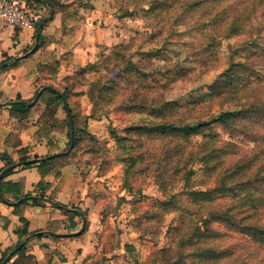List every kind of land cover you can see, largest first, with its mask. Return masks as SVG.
<instances>
[{"label":"rangeland","instance_id":"374dc122","mask_svg":"<svg viewBox=\"0 0 264 264\" xmlns=\"http://www.w3.org/2000/svg\"><path fill=\"white\" fill-rule=\"evenodd\" d=\"M83 1L86 0H78L77 5ZM147 1L112 0L113 9L116 12H122L126 22L129 21L125 27H131L128 30L130 31L128 37L124 39L125 43L115 47L113 56L116 60L111 58L112 62L107 63L108 66L105 62L106 67L104 66L103 73L97 72L98 74L93 77H86V74H83L72 83L66 81L65 85L59 88L44 84L60 94L65 92L69 97L72 95V105L69 104V110L74 118L72 119L73 140L78 139L76 144L73 143L70 152H68L67 143L71 130L65 123L66 115L61 109L59 114L57 113L59 119L55 117L53 120L50 117L53 109V105L48 104L50 95L42 94V92L41 96H43L38 98L28 114L17 112L11 114L17 120L14 128L31 124L30 127H35L31 132L41 143L44 141L47 145H53L52 140L57 139L55 142L59 143V147L55 150L56 153L68 152L64 159L65 165L60 166L62 163L58 161L59 164L55 166L51 175L55 178L60 177L59 170L64 168L72 171L74 176L72 195L75 197L72 198V204L65 205L72 210V217L76 214L87 215L92 205L102 211V229L91 233L95 244L94 252H91L86 260L79 264H148L154 252L172 245L170 230L175 226L178 218L176 213L159 218L158 210L152 208L153 198L159 195L154 173L156 174L155 171L159 166H165L166 161L163 160L165 157L175 155L173 148L175 143L165 140L158 142L145 136L138 138L131 135L124 150L119 148L111 138V133L114 137L124 138V130L129 126L156 121L147 114L126 113L120 110L119 106L132 90L119 77H113L118 69L124 67V58L136 66V73L129 78L134 80L136 87H139L137 93L140 97L144 96L149 103L165 100L170 96L167 89L174 87L172 95L177 96L178 107L175 117L182 118L187 123L207 124L209 129L206 135L214 138L218 147H222L227 142L232 144L231 150L228 148L232 154L224 159L214 176L205 170L195 156L188 158L187 166L192 171L190 181L192 190L205 191L212 188L220 171L231 168L242 158L248 160L264 149V127L259 124L252 127L256 136L255 140L230 136L214 121L224 112L237 110L238 105L225 102L226 97L217 99L208 97L211 87L223 86L229 82L228 72L234 64L246 61L253 67L255 78L249 86L251 91L248 97H243L239 104L251 102L256 98L264 100V0H222L216 5L215 10L223 9L228 20L236 18L239 22L240 33L230 38L221 37L220 26L214 27L213 31L210 27H207L205 31L198 29L194 24H202L205 21L199 13L188 15L187 23L184 25L173 26L172 20L180 13L178 8L182 4L186 2L196 6L206 0H176L175 4L170 5V10L163 11L162 15L154 12L153 8L157 2L163 0H152V5H146ZM23 2L27 6V0ZM28 8L34 14H39L33 5ZM133 17L135 19H132ZM209 30L215 33L214 47L212 44L209 46L206 38L210 34ZM203 49H210L214 53L213 56L210 58L205 56ZM155 50L161 52V57L145 56ZM174 68L182 70L184 75L175 78ZM167 72H170V75H167ZM51 73L48 71L45 74ZM79 73L82 74L80 71ZM89 80L92 84L101 81L106 88L118 84L120 89L117 95L111 94L112 99L109 101L98 100L96 103H91L86 93L89 91L87 88ZM36 93L35 91L31 95L28 102L34 99ZM244 94L241 93L240 96ZM94 95L93 92V98H95ZM75 131L80 132L78 137ZM89 134L93 135L98 143L92 141L88 137ZM202 141V134L190 137L189 145H185V154H195ZM94 148L96 151L92 152L91 149ZM138 154L142 156L143 161L136 163L135 173L129 179V190H126L123 183L125 165L118 162L117 158L134 157ZM179 160V158H173L167 162L169 169L167 176L164 177L166 182L171 183L172 189L169 190L175 194L185 189L180 180L181 175L169 176L174 165L180 162ZM262 162L264 163V160ZM96 179L97 181L93 183ZM92 185L93 190L90 188ZM41 189L46 197L54 201L53 196L46 195L43 187L29 193L34 195ZM258 197L264 201V196ZM239 199L216 198L200 208L190 205L188 207L194 214L208 207L232 208L235 215L249 216L251 221L257 220L264 224V202L260 208L252 211L248 204H243ZM182 201L186 202L185 198H182ZM52 207L51 205L45 208ZM59 211L63 213V210ZM146 212L157 214V218L153 221L146 220L144 218ZM202 214L206 215L205 212ZM58 225V222L48 223L51 229H57ZM211 228L220 234L214 242H211V246L218 252L227 254L222 264H264V250L250 238L231 232L221 224H213ZM85 232L86 228L76 236L68 237L66 241L82 238ZM129 247L131 250L127 251ZM70 251L76 259L82 249ZM54 253L57 252L54 251ZM18 261L33 264L31 258Z\"/></svg>","mask_w":264,"mask_h":264},{"label":"trees","instance_id":"16d2710c","mask_svg":"<svg viewBox=\"0 0 264 264\" xmlns=\"http://www.w3.org/2000/svg\"><path fill=\"white\" fill-rule=\"evenodd\" d=\"M176 0H163L157 2L153 11L159 15H162L163 11H169L170 5L175 4ZM222 0H206L205 2L191 6L188 3L182 4L178 9V13L172 20L174 27L184 25L188 15L192 13H199L200 17L205 21L202 24L195 23L194 25L200 30H204L210 27L213 31L214 27L220 26V33L222 38H230L237 36L241 28L238 26L239 22L236 18L228 20L227 14L223 9L216 11V5ZM35 0H28L27 3L31 6ZM156 2V1H154ZM153 1L148 0L146 5H152ZM41 20L35 25V29L39 25ZM210 31V30H209ZM206 36L209 41V46H215V33H211ZM38 43H41V32L38 34ZM203 54L208 58L212 57L214 53L210 49H203ZM145 55V54H143ZM146 57H161V52L155 50L145 55ZM124 67L118 69L113 77H119L122 82L126 83L131 88V94L122 101L119 106L121 111L126 113L137 112L141 114H147L148 116L156 119V121H148L143 124L129 126L125 128L124 138L114 137L111 133V138L119 148L125 150V144L129 141V137L135 135L136 137H147L148 139H155L160 141H170L175 143L173 146L175 155L165 157L161 161L165 164L164 167L159 166L154 173V180L158 185L159 195L153 198V207L158 210L159 218L167 214L176 213L178 218L175 222V226L170 230L171 246L162 248L154 252L148 264H222L226 253L218 252L214 247L211 246V242H214L220 234L214 231L211 226L213 224H221L227 230L242 234L250 238L253 242L259 245L264 250V224L259 221H251L249 216H237L233 213L232 208H203L198 214H194L190 211V206L202 207L205 204L213 202L216 198H229L230 200L239 199L243 204H248L252 211H256L261 207L264 201L258 196H264V149L258 151L254 157L245 160L242 158L238 163L233 165L231 168L222 170L215 178L212 188H208L205 191H194L191 189L190 181L192 177V171L188 169L187 160L190 156H195L198 162H200L205 170L214 176L217 173V168L221 167L224 159L228 155L232 154L231 145L228 142L223 144L222 147L216 146L217 142L214 138L207 136L206 131L209 129L207 124L202 123H187L182 118L175 117L177 96L172 95L174 87H169V98L157 102H147L144 96H139V87L134 85V80L129 77L136 73V66L128 59L123 60ZM205 64V63H204ZM1 68H5L4 64H0ZM85 70L78 76L81 77L86 74ZM54 73V72H53ZM174 77L179 78L184 75V72L179 68H174ZM170 75V72H167ZM76 77V80L78 79ZM229 82L223 86L211 87V93L208 97L212 99L226 97L225 102L234 103L238 105L237 110L230 112H224L218 116L214 121L219 124L227 133L232 137H241L243 139H256L253 128L259 124L264 127V100L253 99L251 102H244L239 104L240 100L248 97V93L251 91L249 88L250 84L254 81V70L248 62H242L234 64L228 72ZM84 86V85H83ZM87 88L89 91L86 92L88 99L91 103H96L98 100L109 101L112 99V95H117L118 84L112 85L106 88L101 81H97L95 84H88ZM94 92V97L92 93ZM241 93H245L240 96ZM44 94L50 95L51 98L48 100V104L53 105V109L50 112V117L54 120V114L57 107L61 106L66 114L65 123L69 130H71L73 115L71 114L68 106L64 103L67 100V94L65 92L60 94L55 89L47 87ZM112 94V95H111ZM240 105V106H239ZM32 106L22 104L19 111H15L20 114H28ZM91 118V116H88ZM55 123V122H54ZM51 127V126H50ZM76 137L79 136L80 132L75 131ZM202 134L203 141L198 146L199 149L196 153L185 154V145H189V138L192 136H198ZM70 136L67 146H70ZM90 139L97 142L93 135H88ZM78 138H74L73 143L76 144ZM98 143V142H97ZM230 146V147H229ZM230 148V150L228 149ZM95 152L96 149H91ZM67 152V151H66ZM66 154L60 153L52 155L51 157L39 158L34 156L32 160L26 157H19L17 164L22 169L37 168L41 178H45L50 175L56 165L61 161L60 166H64V159ZM179 158L180 162L174 165L173 171L169 176L174 177L175 175H181L180 180L184 186V190L178 194L171 192V183L166 182L164 177L168 174L169 162L171 159ZM5 162V167L0 169V173L3 174L0 177V199L4 202L5 195L13 196V203L11 204L14 208H18L19 205L29 206H54L57 207L59 204L54 203L50 198L44 195V191L37 194H23L21 191L20 184L5 183L4 178L9 176L16 169V163L13 162L6 156L2 157ZM117 161L125 165L124 170V189L129 190V179L135 173L134 167L137 162H142L143 158L140 154L137 156H121L117 158ZM44 186L43 182L37 184L38 189ZM171 186V187H170ZM190 186V187H189ZM170 187V188H169ZM173 193V194H172ZM25 199L21 204H15L20 199ZM185 198L186 202L182 201ZM64 206H61V209ZM206 213L203 216L202 213ZM157 214H150L146 212L144 218L148 221H153ZM20 222L23 227L16 231L19 238V244L25 240L27 236L33 234L27 233L26 226L27 222L25 219L20 218ZM73 228L75 225L72 226ZM13 251V250H12ZM8 252L0 259V264L4 262L6 257L12 252ZM18 260L23 259L24 256V245L13 255ZM11 256V258L13 257ZM11 258H9L11 260ZM17 260V261H18ZM13 264H17L16 261Z\"/></svg>","mask_w":264,"mask_h":264},{"label":"crops","instance_id":"0c3cea01","mask_svg":"<svg viewBox=\"0 0 264 264\" xmlns=\"http://www.w3.org/2000/svg\"><path fill=\"white\" fill-rule=\"evenodd\" d=\"M77 3L78 0H35L32 5L39 14L31 11L36 15V24L45 20L38 33L36 30L39 25L36 29L35 26L13 29L0 24V64L6 66L0 67V169L5 167L3 156L16 163L14 172L4 178L3 182L20 184L23 194H30L39 182H43L46 195L53 196V202L59 204L57 207L45 208L24 205L18 201L15 204L21 205L14 208L11 205L12 195H5L7 202L0 199V259L20 245L16 234L23 227L20 218L27 222V233L33 234L22 241L23 259L31 258L33 264H79L85 261L94 252L95 244L91 233L102 229V211L98 207L92 205L87 215L76 214L73 217L72 210L65 207L68 203L72 204V198L75 197L72 195V171L64 168L59 170L58 178L51 174L41 178L37 168L19 167V157L32 160L34 156L43 158L60 154L55 151L59 143L55 142L57 139L52 140L53 145H47L44 141L41 143L31 132L35 129L30 127L31 124L14 128L17 120L11 115L12 112L19 111L22 104L33 106L36 102L30 104L35 98H39L42 92L44 94L47 88L44 84L59 88L66 81L72 83L79 71L87 70L86 77H93L97 72L103 73L104 66L114 58L115 47L125 43L124 39L128 37L131 26L125 27L129 21L126 22L122 12L113 9L112 0H86L81 4ZM27 6L29 7L28 3ZM48 71L52 73L45 74ZM89 84H92L90 80ZM35 91L36 96L28 102ZM64 103L70 109L72 95L67 96ZM61 109V106L57 107L53 118L59 119ZM2 174L3 172L0 177ZM92 187L93 185L90 186L91 189ZM61 206L64 207L61 209ZM59 210H63V213ZM53 222L59 223L57 229L48 226V223ZM85 228L82 238L66 241L68 237L76 236ZM74 249H82L76 259L70 251ZM17 260L13 256L2 264H13L14 261L17 264H26Z\"/></svg>","mask_w":264,"mask_h":264},{"label":"built area","instance_id":"2783aa9c","mask_svg":"<svg viewBox=\"0 0 264 264\" xmlns=\"http://www.w3.org/2000/svg\"><path fill=\"white\" fill-rule=\"evenodd\" d=\"M36 15L21 1L0 0V24L13 29L34 28Z\"/></svg>","mask_w":264,"mask_h":264},{"label":"water","instance_id":"95a60500","mask_svg":"<svg viewBox=\"0 0 264 264\" xmlns=\"http://www.w3.org/2000/svg\"><path fill=\"white\" fill-rule=\"evenodd\" d=\"M44 23H45V20H43L39 24V26H38V28L36 30L37 33L40 31V29H41V27L43 26ZM37 99H38V96L35 98V100L30 105H33L37 101ZM72 148H73V127H72V130H71L70 148H69V151L68 152H70L72 150ZM25 199H27V198L20 199L19 200V203L24 202ZM22 245H23V243H21L14 251H12V253L9 256H7V258L5 259V261H7L9 258H11V256H13L21 248Z\"/></svg>","mask_w":264,"mask_h":264}]
</instances>
